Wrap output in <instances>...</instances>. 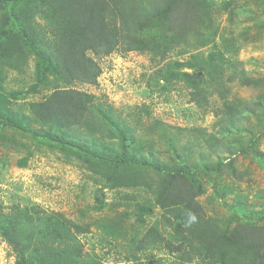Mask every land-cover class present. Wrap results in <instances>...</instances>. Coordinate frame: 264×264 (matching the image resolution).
I'll list each match as a JSON object with an SVG mask.
<instances>
[{
  "label": "rangeland",
  "instance_id": "1",
  "mask_svg": "<svg viewBox=\"0 0 264 264\" xmlns=\"http://www.w3.org/2000/svg\"><path fill=\"white\" fill-rule=\"evenodd\" d=\"M97 2L115 26L118 12H132L128 2L142 6L145 17H130L121 30L156 44L92 56L96 85L74 88L94 101L71 130L33 115L35 104L67 85L49 68L37 73L39 59L21 35L44 51L78 0H13L16 22L0 4L1 212L37 206L80 226L89 264H219L238 248L244 262L264 264V0ZM99 105L128 129L125 152L92 109ZM76 141L98 144L103 156ZM111 152L125 153L126 162L109 163ZM132 160L207 170L173 179ZM189 212L197 220L186 227ZM15 259L0 237V264Z\"/></svg>",
  "mask_w": 264,
  "mask_h": 264
},
{
  "label": "trees",
  "instance_id": "2",
  "mask_svg": "<svg viewBox=\"0 0 264 264\" xmlns=\"http://www.w3.org/2000/svg\"><path fill=\"white\" fill-rule=\"evenodd\" d=\"M78 11L73 10L68 14L72 21L64 22L59 30H56L50 44L46 43L44 51L41 45L36 43L27 33L21 35L22 43L33 51L38 57L37 73H42L49 68L56 76H59L65 88H57L44 100L35 104L33 115L43 124L53 125L58 130H71L78 126L87 111L92 106L94 96L82 92L75 85H96L100 75L98 63L92 56L103 57L114 51L122 53L135 49H144L155 46L156 40L150 42H134L121 30L122 25L132 24L134 20L145 17L142 6L128 2L126 8L131 10L127 16L119 13V25H110L106 21V14H102L98 8L97 0H78ZM13 0H0V4L8 12L7 17L16 22L18 14L15 13ZM113 16H116L112 13ZM138 44V45H137ZM136 45V47H135ZM2 54V53H0ZM221 58V56H217ZM53 65H52V64ZM177 66H182L177 64ZM93 110L113 129L123 141V148L129 146L132 138L124 123L118 121L111 108L93 106ZM121 124V126H120ZM64 135V134H63ZM64 141V140H63ZM65 143V141H64ZM84 144V145H83ZM78 149L87 151L90 156L101 158L103 149L98 144L86 145L78 143ZM91 148H87V147ZM123 152V149L121 150ZM104 157L109 163L118 161L125 163V153L122 155ZM131 164L140 165L156 172H161L170 178H188L195 171L205 172L207 169L196 167L189 170H169L164 167H155L150 162L130 161ZM214 171L215 168H208ZM208 170V171H209ZM1 208V207H0ZM84 233V229L64 218H56L43 214L35 206L34 208H14L5 214L0 209V237L4 239L15 253L13 264H89L83 259V246L77 236ZM143 248L146 239L139 242ZM170 250L181 252L172 244H165ZM231 256L235 258L232 259ZM238 249H228L219 258V264H262L260 262H244ZM242 261V262H239Z\"/></svg>",
  "mask_w": 264,
  "mask_h": 264
},
{
  "label": "clouds",
  "instance_id": "3",
  "mask_svg": "<svg viewBox=\"0 0 264 264\" xmlns=\"http://www.w3.org/2000/svg\"><path fill=\"white\" fill-rule=\"evenodd\" d=\"M187 216H188V219H187V224H186L185 226H186V227H190L193 223L196 222L197 217H196V215H194V214L191 213V212H189V213L187 214Z\"/></svg>",
  "mask_w": 264,
  "mask_h": 264
},
{
  "label": "water",
  "instance_id": "4",
  "mask_svg": "<svg viewBox=\"0 0 264 264\" xmlns=\"http://www.w3.org/2000/svg\"><path fill=\"white\" fill-rule=\"evenodd\" d=\"M31 264V263H30Z\"/></svg>",
  "mask_w": 264,
  "mask_h": 264
}]
</instances>
